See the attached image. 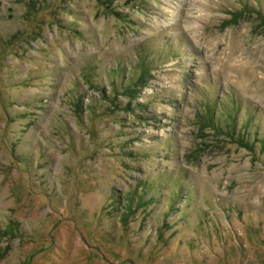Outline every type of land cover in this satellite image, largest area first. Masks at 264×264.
I'll return each instance as SVG.
<instances>
[{
  "label": "rangeland",
  "instance_id": "1",
  "mask_svg": "<svg viewBox=\"0 0 264 264\" xmlns=\"http://www.w3.org/2000/svg\"><path fill=\"white\" fill-rule=\"evenodd\" d=\"M263 16L0 0V264H264Z\"/></svg>",
  "mask_w": 264,
  "mask_h": 264
},
{
  "label": "trees",
  "instance_id": "2",
  "mask_svg": "<svg viewBox=\"0 0 264 264\" xmlns=\"http://www.w3.org/2000/svg\"><path fill=\"white\" fill-rule=\"evenodd\" d=\"M262 20H264V16ZM146 73L147 71L145 70L143 74ZM220 111L221 112H218L217 115H215L211 111L206 110L204 112V115L202 116V122L204 124V127L213 130V132L215 133L223 134L229 137L230 139H234V141L239 146L251 150L253 146L250 145V134L249 130L246 129L248 127L246 123H244V125L242 126L245 131H237L236 120L234 118L237 114V110H235L234 108L226 109L221 107ZM257 142L264 149V137L257 139ZM141 203L142 202L140 200L139 204Z\"/></svg>",
  "mask_w": 264,
  "mask_h": 264
}]
</instances>
